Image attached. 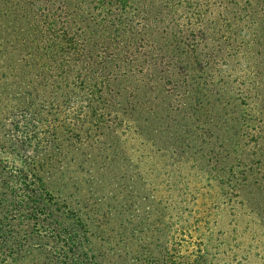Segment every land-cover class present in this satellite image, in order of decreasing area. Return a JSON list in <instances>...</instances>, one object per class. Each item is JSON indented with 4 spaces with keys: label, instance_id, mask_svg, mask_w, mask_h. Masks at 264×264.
Returning a JSON list of instances; mask_svg holds the SVG:
<instances>
[{
    "label": "trees",
    "instance_id": "trees-1",
    "mask_svg": "<svg viewBox=\"0 0 264 264\" xmlns=\"http://www.w3.org/2000/svg\"><path fill=\"white\" fill-rule=\"evenodd\" d=\"M257 258L264 0H0V264Z\"/></svg>",
    "mask_w": 264,
    "mask_h": 264
},
{
    "label": "rangeland",
    "instance_id": "rangeland-1",
    "mask_svg": "<svg viewBox=\"0 0 264 264\" xmlns=\"http://www.w3.org/2000/svg\"><path fill=\"white\" fill-rule=\"evenodd\" d=\"M92 149L91 146L86 147L85 154L77 155L76 157H79L80 159H84L86 156L90 157L93 153H91ZM90 154V156H89ZM71 157V155H69ZM75 165H70L68 172H70L72 175H78L79 179L74 182H70V185L72 186L71 189L74 192V198L78 201H82L83 204H87L88 211H91L93 214V171L90 173L89 176H84L86 172L83 171H74ZM90 170H93V166L90 168ZM92 176V177H91ZM86 181V182H85ZM80 186V187H78ZM80 192V193H78ZM254 263L252 264H259V258L255 259Z\"/></svg>",
    "mask_w": 264,
    "mask_h": 264
}]
</instances>
